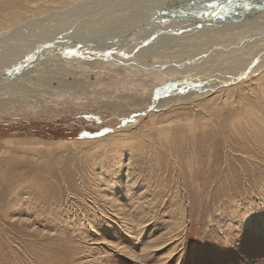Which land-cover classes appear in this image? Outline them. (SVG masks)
<instances>
[{"label":"rangeland","instance_id":"1","mask_svg":"<svg viewBox=\"0 0 264 264\" xmlns=\"http://www.w3.org/2000/svg\"><path fill=\"white\" fill-rule=\"evenodd\" d=\"M125 1L0 0V52L119 15L4 57L0 264H264L262 1Z\"/></svg>","mask_w":264,"mask_h":264},{"label":"bare ground","instance_id":"2","mask_svg":"<svg viewBox=\"0 0 264 264\" xmlns=\"http://www.w3.org/2000/svg\"><path fill=\"white\" fill-rule=\"evenodd\" d=\"M92 1V0H91ZM127 1V0H126ZM125 1V2H126ZM171 1H174V2H165V3H159V4H162L163 6H161V7H165V8H167V11L166 12H163L162 13V15H164V16H166V17H170L171 16V14L173 13V8H174V6L175 7H177V8H179L178 7V5L180 4V2H181V0H171ZM183 1V0H182ZM195 1V0H194ZM197 1V0H196ZM205 1V0H204ZM212 1V0H211ZM223 1H225V0H223ZM239 1V0H238ZM249 1V0H248ZM248 1L246 2V3H244L243 1H242V5L247 9V10H250L252 7H257L256 5H254V6H249V4H247L248 3ZM251 1V0H250ZM249 1V2H250ZM253 2L254 1H257V0H252ZM259 1H264V0H259ZM85 2H86V0H85ZM118 2V1H117ZM136 2H138V1H132V2H129V4H128V6L129 7H127L126 9H125V12H129V11H131L132 10V8H130V7H136ZM199 2V1H198ZM216 2V1H215ZM229 2H233V3H235L236 1L235 0H229ZM241 2V1H240ZM95 3V2H94ZM97 3H98V1H97ZM114 3V2H113ZM112 3V4H113ZM121 3H122V5H124V4H126V3H123V0H121ZM194 3V2H193ZM214 3V2H213ZM66 6L65 7H68L69 6V3H64ZM99 4V3H98ZM97 4V5H98ZM120 4V3H119ZM158 4V5H159ZM207 4V3H206ZM254 4V3H253ZM62 5V4H61ZM100 5V4H99ZM173 5V6H172ZM193 5V4H192ZM213 5V4H212ZM217 5V4H216ZM250 5H252V4H250ZM76 5H74V7H75ZM204 6V5H203ZM229 6V5H228ZM90 7V6H89ZM158 7V6H157ZM156 7V8H157ZM188 7V6H187ZM226 7V6H225ZM204 8V7H203ZM213 8V7H212ZM228 8V7H227ZM230 8V7H229ZM88 9V8H87ZM209 9H211V8H209ZM215 9V8H214ZM239 9V8H238ZM254 9V8H253ZM259 9V8H258ZM261 9V8H260ZM259 9V10H260ZM67 10V9H66ZM104 10V9H103ZM202 10V9H201ZM219 10V9H218ZM217 10V11H218ZM221 10V9H220ZM232 10H233V8H232ZM242 10V9H241ZM259 10H257V11H259ZM44 11H45V8H44ZM49 11V10H48ZM70 11V10H69ZM75 11V10H74ZM82 11H85V10H82ZM88 11V10H87ZM158 11H160V10H158ZM204 11V10H203ZM222 11H224V10H221V12ZM242 11H244V10H242ZM256 11V10H255ZM102 12L103 11H98V12H96V14H99V13H101L102 14ZM108 13V15L107 16H105V20H98V22L97 23H94L92 26H90V27H88V29L86 28V30H84V29H82V28H84V27H81V29H75L76 31L75 32H72L74 29H72V28H68V29H71V30H64V32H60V30H58V31H55V32H53V33H51V34H49V35H46V38L42 41L43 43H44V41H50V44H49V42L47 43H42V45L41 46H39V48H36V47H33V45L31 46L29 43H27L26 42V44H25V46H21V47H17V48H8V50H4L3 52H0V85H4V84H7V81H12L13 80V78L12 77H15V72H12V69L15 67V63H13L14 64V66H8V65H6L7 64V61L6 62H3L5 59H4V57H5V55H10V54H24V57L25 56H27L28 58L29 57H31V59H26V58H24L26 61L25 62H23V63H25L26 65L25 66H23L22 67V69L23 68H26V67H28V66H33V65H37L38 63H42V62H44V61H47L48 60V57L49 56H51V55H55V54H57L58 52H62L64 49H66V48H68V47H72V48H74L75 47V45L77 46H80L79 44H82V43H85L84 41L85 40H89V39H91L90 38V36H88L87 34H83V33H90V32H92V34L93 35H97V34H99L100 33V31H101V29H104V30H102V31H105V30H107V28H111V26L109 25V23H111V24H113V20L116 18V17H118L119 15H117V14H115V16H112V13H109V12H112L111 10H108L107 11ZM122 12V11H121ZM143 11H141L140 13H142ZM175 12V11H174ZM177 12V11H176ZM180 12V11H179ZM189 12V11H188ZM191 12V11H190ZM220 12V13H221ZM246 12V11H245ZM260 12V11H259ZM58 13V12H57ZM70 13H72V12H70ZM86 13H88V12H86ZM124 13V12H123ZM161 13V12H160ZM182 13V12H181ZM218 13V12H217ZM231 13V12H230ZM258 13V12H257ZM264 13V12H263ZM122 13H120V15H121ZM157 14V13H156ZM159 14V13H158ZM177 14H178V12H177ZM196 14H198V13H196ZM196 14H194L195 16H196ZM229 14V13H228ZM233 14V13H232ZM236 14V13H235ZM243 14V13H242ZM249 14H251V15H249V16H246V15H243L244 17L246 16V17H248V19L247 20H253V18H255L254 17V14H252V12H250ZM258 14H262V13H258ZM100 15V14H99ZM179 15V14H178ZM187 15V14H186ZM223 14H221V16H222ZM241 15V14H240ZM81 16H82V12H81ZM104 16V15H103ZM130 16V15H129ZM188 16H190V15H188ZM199 16V15H198ZM197 16V17H198ZM203 16V15H202ZM208 16H210V15H207V17ZM225 16V15H224ZM228 16H230V15H228ZM227 16V17H228ZM242 16V15H241ZM242 16V17H243ZM260 16V15H259ZM261 16H263V15H261ZM92 17V16H91ZM181 17H182V14H181ZM185 17V16H184ZM192 17H193V15H192ZM223 17V16H222ZM227 17H225L224 19H227ZM236 17H238L237 16V14H236ZM78 18V17H77ZM83 18V17H82ZM85 18H87V17H85ZM95 18V17H94ZM93 18V19H94ZM179 18V17H178ZM199 18V17H198ZM209 18H212V17H209ZM232 18H234V17H232ZM232 18H230L231 20H232ZM256 18H258V17H256ZM261 18V17H260ZM81 19V18H80ZM88 19H89V17H88ZM149 19V18H148ZM177 19V18H176ZM200 19V18H199ZM218 19V18H217ZM222 19V18H221ZM223 19V20H224ZM242 19H244V18H242ZM77 20V19H76ZM173 20V19H172ZM203 20H204V18H203ZM86 21V20H85ZM185 21V20H184ZM187 21H189V20H187ZM193 21V20H192ZM202 21V20H201ZM216 21V20H215ZM236 21V20H235ZM244 21V20H243ZM99 22H101V23H99ZM162 22V21H161ZM220 22H222V21H220ZM219 22V23H220ZM224 22V21H223ZM230 22V21H229ZM233 22V21H232ZM141 23V22H140ZM152 23V22H151ZM181 23H182V20H181ZM216 23V22H215ZM167 24V23H166ZM180 24V23H179ZM183 24V23H182ZM181 24V25H182ZM189 24V23H188ZM221 24V23H220ZM219 24V25H220ZM83 25V24H82ZM86 25V24H85ZM84 25V26H85ZM147 25V24H146ZM157 25V24H156ZM174 25H176V24H174ZM214 25V24H213ZM26 26V25H25ZM27 26H29V25H27ZM87 26V25H86ZM85 26V27H86ZM118 26H120V25H118ZM161 26V25H160ZM169 26V25H168ZM178 26V25H177ZM180 26V25H179ZM185 26V25H184ZM193 26V25H192ZM194 26H195V24H194ZM72 27V26H71ZM115 27H117V26H115ZM135 27V26H134ZM148 27V26H147ZM176 27V26H175ZM187 27V26H186ZM191 27V26H190ZM196 27H198V26H196ZM74 28V27H73ZM180 28H183V27H180ZM188 28H189V26H188ZM188 28H184V29H187L188 30ZM193 28H195V27H193ZM133 29V28H132ZM151 29V28H150ZM192 29V28H191ZM198 29V28H197ZM169 30V29H168ZM178 30V29H177ZM176 30V31H177ZM183 30V29H182ZM190 30V29H189ZM193 30V29H192ZM195 30V29H194ZM261 30V29H260ZM98 31V32H97ZM125 31H127L126 29H125ZM148 31V30H147ZM159 31V30H158ZM162 32H163V29L161 30ZM167 31V30H166ZM170 31V30H169ZM184 31V30H183ZM196 31V30H195ZM138 32V31H137ZM165 32V31H164ZM182 32V31H181ZM212 32V31H211ZM67 35H66V34ZM97 33V34H96ZM131 33V32H130ZM155 33V32H154ZM172 33V32H171ZM174 33H177V32H175L174 31ZM188 33H189V31H188ZM191 33H192V31H191ZM261 33H263V32H261ZM139 34V33H138ZM144 34V33H143ZM150 34H151V32H150ZM164 34L165 33H163L162 34V36H164ZM182 34V33H181ZM186 34H187V32H186ZM185 34V35H186ZM259 34H260V32H259ZM168 35H169V33H168ZM171 35V34H170ZM185 35H182V36H185ZM189 35H191L190 33H189ZM193 35V34H192ZM104 37H105V35H103ZM157 36V35H156ZM252 36H253V34H252ZM101 37L102 36H99V38L98 39H95V43L99 40V39H101ZM103 37V38H104ZM106 37H108V36H106ZM142 37V36H141ZM140 37V38H141ZM171 37H172V35H171ZM186 37H188V35L186 36ZM153 38V37H152ZM157 38H159V37H157ZM157 38H156V41H157ZM164 38V37H163ZM41 39V38H40ZM106 39V38H105ZM137 39V38H136ZM145 39V38H144ZM154 39V38H153ZM160 39H161V37H160ZM178 39V38H177ZM184 39V38H183ZM263 39V38H262ZM102 40H104V39H102ZM118 40V39H117ZM155 40V39H154ZM163 40V39H162ZM162 40H160V41H162ZM174 40H176V39H174ZM114 41V40H113ZM124 41V40H123ZM151 41V40H150ZM155 41V42H156ZM159 41V40H158ZM173 41V40H172ZM259 41V40H258ZM33 42V41H32ZM92 42V41H91ZM122 42V41H121ZM231 42V41H230ZM33 43H35V42H33ZM101 43V42H100ZM111 43V42H110ZM114 43V42H113ZM124 43V42H123ZM129 43H130V41H129ZM132 43V42H131ZM138 43V42H137ZM158 43V42H157ZM16 45H17V43H15ZM45 44H49V45H45ZM90 44V42L88 43V45ZM97 44H99V41H98V43ZM149 44H150V42H149ZM160 44V43H159ZM20 45V44H19ZM93 45V44H92ZM100 45V44H99ZM115 45V44H114ZM120 45H122V43L120 44ZM235 45V44H234ZM81 47V46H80ZM102 47H104V46H102ZM120 47V46H119ZM105 48H106V46H105ZM225 48V47H224ZM98 49V48H97ZM104 49V48H103ZM110 49V48H109ZM51 50V51H50ZM50 51V52H49ZM238 51V50H237ZM108 52V51H107ZM39 53H47V55H44V58L42 59V60H40V61H34V59L39 55ZM106 53V52H105ZM109 53V52H108ZM107 53V54H108ZM53 57V56H52ZM22 58V57H21ZM9 61V60H8ZM14 61V60H13ZM21 61V60H20ZM24 61V60H23ZM90 63V62H89ZM8 64H11V63H8ZM21 64V63H20ZM3 66V67H2ZM19 67V66H18ZM159 68V67H158ZM27 69H29V68H27ZM16 70V69H15ZM186 72V71H185ZM17 73V72H16ZM183 73V72H182ZM5 74H8L7 76L5 75ZM201 74V73H200ZM66 76V75H65ZM236 76V75H235ZM231 79V78H230ZM223 81V80H222ZM213 83V82H212ZM198 85V84H197ZM212 85V84H211ZM214 85V84H213ZM47 88V87H46ZM13 90V89H12ZM16 90H17V88H16ZM14 92V91H13ZM22 92V91H21ZM14 95V94H13ZM24 96V95H23Z\"/></svg>","mask_w":264,"mask_h":264},{"label":"water","instance_id":"3","mask_svg":"<svg viewBox=\"0 0 264 264\" xmlns=\"http://www.w3.org/2000/svg\"><path fill=\"white\" fill-rule=\"evenodd\" d=\"M251 4V3H250ZM261 6H264V1H262ZM257 5V4H256ZM44 55H47V53H40L35 59L34 61H39L40 59L42 60L44 58Z\"/></svg>","mask_w":264,"mask_h":264}]
</instances>
